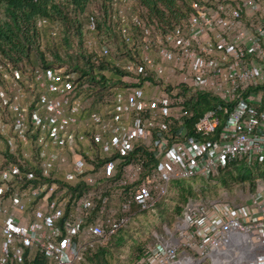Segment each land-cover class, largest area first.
Here are the masks:
<instances>
[{
    "label": "built area",
    "instance_id": "2783aa9c",
    "mask_svg": "<svg viewBox=\"0 0 264 264\" xmlns=\"http://www.w3.org/2000/svg\"><path fill=\"white\" fill-rule=\"evenodd\" d=\"M109 18L135 58L119 53L125 72L104 104L66 65L0 63L11 88L0 85L11 157L0 155V264H22L33 250L74 264L128 225L132 204L165 199L174 180L218 177L241 158L264 168V0H200L171 27L147 25L135 0H111ZM86 43L111 54L93 33ZM197 91L218 103L189 133L182 103ZM77 182L86 187L69 200ZM135 264H264V178L249 201L189 197Z\"/></svg>",
    "mask_w": 264,
    "mask_h": 264
},
{
    "label": "trees",
    "instance_id": "16d2710c",
    "mask_svg": "<svg viewBox=\"0 0 264 264\" xmlns=\"http://www.w3.org/2000/svg\"><path fill=\"white\" fill-rule=\"evenodd\" d=\"M199 1L200 0H135V7L146 21L147 25L156 21L159 26L164 25L171 27L177 22L186 20L193 9L194 3H199ZM91 2H93V0H0V63L10 62L13 66L19 67L25 72L28 68L40 64L45 66L66 65L68 69L76 73L75 83L78 86L87 82L88 86L86 89L90 90L91 95L98 98H109L108 96L112 89L121 83L120 77L125 72L114 63L115 59L119 56V53H124L128 58L133 59L135 58V53H133L132 49L125 43L117 24L111 22L109 18L111 0H100V4H98L95 9H90ZM71 12H73L72 16L70 15ZM80 13L84 14V22L78 20V14ZM38 18H46L47 24L44 26H37L36 20ZM91 18L95 20L96 24L94 32H90L88 28ZM70 21H72V23L75 22L74 28L76 30V35L81 46L84 44V48L83 46L80 48L78 57L71 54H67L68 56L63 57L57 50L58 47L55 46L56 44L51 46L47 45L45 49L49 50L53 57L50 60L46 59L43 56L45 50L40 47L42 32H44L45 29H49L48 34L52 39L57 40V37H60L59 30H56V35H52L50 30L51 28L57 29V26H60L63 28L62 31L65 32L63 41L68 42L67 29L69 30V26L67 24ZM113 25H115V27H113ZM89 33H93L101 42L106 40L107 42H104L109 48H111V44L118 46L116 54H113L111 51L109 57H104L96 54L94 50H90L85 46V38ZM33 52H37L41 59L37 64L30 65L33 62ZM107 70L110 72V76L104 73V71ZM0 85L2 89L7 90V92L11 91L10 84L2 77L1 72ZM217 103L218 98L207 91H197L191 98H186L183 101L182 104L188 112V115L185 116V122L189 133H193L195 124L201 119L203 114ZM0 110H3L2 106H0ZM138 151H144V149L136 146L134 153ZM1 156L4 161L7 162V150L5 155ZM150 162H155V160L151 159ZM237 165L245 166L244 164L234 162L222 170L218 177H222L225 172H227V174H232V172L228 171L233 166ZM255 166L260 169L263 168L259 165ZM239 177L241 180L247 179L252 181L254 185L255 180L261 176H252L251 172H247L246 174H240ZM184 180L187 179L173 181L180 189L179 201L182 202V204H176L175 206V211L179 215L184 202L189 197L194 196L191 187L189 185H183ZM223 180L226 181L224 177ZM85 187L86 186L81 182L75 184L68 183V190L65 194L69 196V200H71V198L78 199ZM135 206L140 208V206L132 204V210ZM133 212L135 213V211ZM158 215L163 219L167 218V215L161 210H158ZM166 226L169 225L166 224ZM125 231V228H121L107 244L89 249L85 253L84 260L74 264H115L114 250L111 246L112 243L119 249L129 245L133 251L132 260L133 264H135L142 253L143 243L140 241L131 242V244L127 243V240L124 238ZM22 264L53 263L48 257L36 250L30 257L26 254Z\"/></svg>",
    "mask_w": 264,
    "mask_h": 264
},
{
    "label": "rangeland",
    "instance_id": "374dc122",
    "mask_svg": "<svg viewBox=\"0 0 264 264\" xmlns=\"http://www.w3.org/2000/svg\"><path fill=\"white\" fill-rule=\"evenodd\" d=\"M100 0H93L90 4V9H95ZM70 15H73V12L70 13ZM84 14L80 13L78 14V20L80 22H84ZM71 20V19H70ZM69 30L67 29L68 33V42L63 41V35H65V32H63V28L60 26H57L56 30H59V36L57 37V40H54L51 38V36L48 34V30L45 29L44 32H42V36L40 39V47L45 50L43 56L46 59H52L53 55L49 50H46L45 47L48 45L56 44L57 50L61 54V56L65 57L68 56L67 54H71L75 57H78L79 50L84 44H80V41L78 40V37L76 35L75 30V22L72 23L70 21L68 24ZM106 40H103V42ZM107 42V41H106ZM85 46H87L86 38H85ZM111 51L113 54H116V50L118 46H115L114 44L110 45ZM121 52V51H119ZM81 58V57H80ZM33 62L30 65L37 64V62L41 59L38 56L37 52H33L32 54ZM104 73L107 76H110V72L104 71ZM102 99L103 101L101 104H104L108 102L109 98H98ZM106 100V101H105ZM0 112L4 113L0 110ZM1 117L3 115L0 114ZM9 122L8 118H6ZM9 132V130H8ZM7 150V159H10V153L8 150V146L6 143V137L4 135L0 134V153L1 155H5V152ZM31 158L33 160L37 161V157L34 155V152L31 155ZM243 165H237L233 166L228 172H232V174H227L225 172L223 176L221 177H195L190 178L183 181V185L187 186L189 185L193 191L194 196L198 197H211V198H217L222 197L226 198L228 200H231L233 202H244L249 201L250 194L253 191V188L255 184H252V181L250 180H241L239 175L242 173H249L251 172L252 176L259 175L261 177H264V168L256 167L255 164L252 165L249 160L245 158H241L240 162ZM36 167V166H35ZM223 177L226 179V181L223 180ZM180 198V189L172 183L169 189V194L165 199L160 200L152 209H142L139 207H133V211H135L133 217L129 221L128 225L125 227L126 231L124 233V238L127 240V243L131 244V242H142L143 247L152 239V235L154 232L165 230L166 224L169 226H172L179 216V214L175 211L176 204H182V202L179 201ZM122 201V198L120 197H113L109 200V206L117 208L120 202ZM158 210H161L167 215V218L163 219L161 216L158 215ZM0 241H1V234H0ZM112 248L114 250V262L115 264H133V251L130 248L129 245H126L122 249H119L115 244L112 243ZM35 251L33 250L31 255Z\"/></svg>",
    "mask_w": 264,
    "mask_h": 264
},
{
    "label": "bare ground",
    "instance_id": "6f19581e",
    "mask_svg": "<svg viewBox=\"0 0 264 264\" xmlns=\"http://www.w3.org/2000/svg\"><path fill=\"white\" fill-rule=\"evenodd\" d=\"M52 26V25H51Z\"/></svg>",
    "mask_w": 264,
    "mask_h": 264
},
{
    "label": "crops",
    "instance_id": "0c3cea01",
    "mask_svg": "<svg viewBox=\"0 0 264 264\" xmlns=\"http://www.w3.org/2000/svg\"><path fill=\"white\" fill-rule=\"evenodd\" d=\"M2 217V216H1Z\"/></svg>",
    "mask_w": 264,
    "mask_h": 264
}]
</instances>
